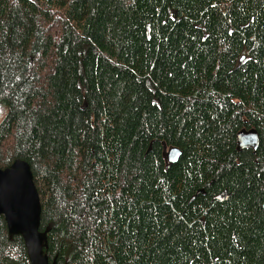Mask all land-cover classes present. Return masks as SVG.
<instances>
[{
	"label": "trees",
	"instance_id": "obj_1",
	"mask_svg": "<svg viewBox=\"0 0 264 264\" xmlns=\"http://www.w3.org/2000/svg\"><path fill=\"white\" fill-rule=\"evenodd\" d=\"M15 159L50 263L264 264V0H0ZM0 264H29L1 214Z\"/></svg>",
	"mask_w": 264,
	"mask_h": 264
},
{
	"label": "water",
	"instance_id": "obj_2",
	"mask_svg": "<svg viewBox=\"0 0 264 264\" xmlns=\"http://www.w3.org/2000/svg\"><path fill=\"white\" fill-rule=\"evenodd\" d=\"M237 142L239 148L255 149L257 132L254 129L242 130L237 133ZM162 144L166 161L175 162L181 150L176 146L167 147L164 142ZM40 212L41 199L28 162L15 159L9 166L0 168V214L4 217L9 236H22L29 264H54L49 262L43 249L47 230H39Z\"/></svg>",
	"mask_w": 264,
	"mask_h": 264
},
{
	"label": "bare ground",
	"instance_id": "obj_3",
	"mask_svg": "<svg viewBox=\"0 0 264 264\" xmlns=\"http://www.w3.org/2000/svg\"><path fill=\"white\" fill-rule=\"evenodd\" d=\"M243 130H251V129H243ZM240 131H242V130H240ZM240 131H238V132H240ZM237 132V133H238ZM258 135V134H257ZM259 139V138H258ZM236 140H237V134H236ZM163 143V142H162ZM165 143V142H164ZM166 144V143H165ZM167 145V144H166ZM237 145H238V142H237ZM170 146H173V145H170ZM170 146H168L167 145V147H170ZM177 147V146H176ZM178 148V147H177ZM239 148V147H238ZM247 148H252L253 150H255L253 147H247ZM239 149H243V148H239ZM162 151H163V144H162ZM162 157L164 158V160H165V163H166V167H168L170 164H172V163H169V162H167L166 161V159H165V157L163 156V154H162ZM22 160V159H21ZM7 167V166H6ZM1 169H3V168H1ZM33 179H34V177H33ZM35 183V182H34ZM36 186V185H35ZM40 196V195H39Z\"/></svg>",
	"mask_w": 264,
	"mask_h": 264
}]
</instances>
